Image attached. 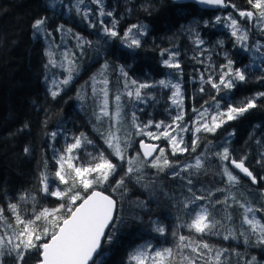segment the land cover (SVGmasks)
Returning a JSON list of instances; mask_svg holds the SVG:
<instances>
[{
    "label": "snow or ice",
    "instance_id": "6c2138e0",
    "mask_svg": "<svg viewBox=\"0 0 264 264\" xmlns=\"http://www.w3.org/2000/svg\"><path fill=\"white\" fill-rule=\"evenodd\" d=\"M196 2L213 8L231 7L233 12H227L223 16L217 15L213 20L205 21L204 26L207 28L220 25L228 29L236 47L242 48L245 52L260 53L261 57H264V44L259 39L249 43L250 34L264 37V0H245L249 10H241L232 0H196ZM61 3L62 0H52L46 6L56 8ZM89 3L96 5V9L90 8ZM62 6L69 12L74 11L82 22L92 28L96 27L91 19L95 12V15L101 18L99 24L106 36L119 38L128 49L141 47L139 37L144 36V27L132 25L121 35L116 30L115 19L111 21V26H106L108 21L103 18L113 17V11L106 9L104 0H74ZM244 21L246 24L242 23ZM31 27L36 35L52 36V32L48 30L47 16L36 18ZM55 31L74 35L77 47L81 51L84 44L91 46L90 41L83 40L81 36L73 33L71 28L65 29L63 24L58 25ZM188 32L197 36L194 43L202 54L203 39L194 28L190 27ZM217 43L223 44L222 41ZM166 51H162L161 55H165ZM45 55L48 57L45 66L56 67L57 62L51 58L52 54L46 52ZM61 56L63 58L61 63L66 62L69 66V75L62 79L60 84L67 86L72 79L71 72L77 65L73 62L70 52L64 51ZM177 56L178 53L169 52L162 64L167 69L175 70L176 75H182L183 70ZM224 56L226 63L218 67V80H214L211 76L205 79L201 74L200 91H205L203 85L206 83L216 91V95L211 97V111L204 105H201V109H193L196 116L192 120L191 127L185 123L182 88L179 82L171 80H159L153 84L140 82L130 78L123 68L119 70L123 77V88L115 93L112 101L114 110H110L109 80L106 75L109 64L106 61L98 76L94 75L90 78L95 104L94 128L106 148L110 150L111 156H115L121 163H114L104 150H97L94 139L83 132L71 137V142H67L62 149L54 150L57 167L54 171H50L47 161L44 162V170L38 177L39 183L35 194L25 189L17 194L14 201L6 200L7 191L0 196V264H28V260L32 258H35V264H99L96 257L100 254V250L105 246L120 243V225L124 221L117 212L118 201L112 195L97 189L105 188L107 185L121 198L128 192L126 183L128 180H134L147 189L156 182L155 180L150 183L144 182L147 175L145 170L149 168L155 170L154 175L157 178L161 173L174 180L179 178L183 181L181 187H186L189 195L174 204L178 211V223L172 231V236L175 238L174 246L154 248L151 243L137 245L129 250L123 264H231L227 255L229 253L237 257L235 264H264V261L258 260L255 255L250 259L246 258L249 248L264 247V207L259 206L254 199H249L247 195H244L242 201L232 192V189L241 184L242 177L239 174L247 177L253 185L264 180V175H260L258 179L246 166V161L249 160L246 152L238 159L234 158L235 150L230 147L229 138L235 136V132H227L219 145L208 140L204 144L206 152L195 156L194 164H182L179 159H170V156L178 157L185 153H195L201 146V134L215 136L224 125L245 117L251 110L264 108V103L260 102L264 100V91L257 92L252 97H245L238 103L225 100L222 106L217 96L221 93L227 95L238 84L247 83L249 80L248 72L235 67V62L227 53H224ZM256 78L258 81H264V68ZM157 84L162 89L171 90V104L178 109L172 116L171 122H154L150 119L140 123L136 111H133L130 123L135 131L119 135L127 115L124 111L127 104H144L148 99H153L145 90L154 88ZM49 91L52 99H56L59 95L58 90L49 89ZM122 97H127L125 103H122ZM205 103L210 102L205 101ZM27 127L28 125L25 124L24 128ZM260 127V125L255 126V128ZM151 128H155L156 131H150ZM185 133H191L190 146L185 140ZM49 135L55 140L58 133L53 131ZM135 136L147 137L150 141L166 140L167 147L146 143L144 139H140V151L129 157L128 149L132 146ZM252 140L258 145L256 164L264 169V140L256 138L255 131L249 134L245 145L247 146ZM88 147L91 148L90 151L86 150ZM24 153L30 154V149L25 147ZM202 157L220 161L217 174L221 176L220 184L223 186L193 189V180L190 176L204 169ZM228 165H231V168ZM122 168L123 174L116 179L119 174L118 169ZM231 169L238 170L239 174ZM259 191L260 196L264 198V189ZM217 193L222 195L218 196ZM38 196L52 197L58 203H45L38 199ZM234 206L242 209L238 232L232 227L234 216L231 209ZM138 207L147 208V205L140 202ZM258 213L261 214L259 217ZM180 228L186 229L189 235L180 234L178 231ZM151 230L159 236L166 235L165 227L155 221H151ZM211 237L222 238L224 241L242 240L245 250L241 253L232 245L217 246L210 242Z\"/></svg>",
    "mask_w": 264,
    "mask_h": 264
},
{
    "label": "trees",
    "instance_id": "16d2710c",
    "mask_svg": "<svg viewBox=\"0 0 264 264\" xmlns=\"http://www.w3.org/2000/svg\"><path fill=\"white\" fill-rule=\"evenodd\" d=\"M69 2L70 0H62V3ZM123 2L124 4L119 5L118 8L126 10V12L120 19L119 28L123 31L132 25L143 26L145 34L139 37L141 47L128 49L124 45L120 46L121 41L117 42V39L113 38L107 42L104 37L102 38L98 34L99 24L91 34L78 29L75 30L73 26L67 25L65 29L71 28L73 33L81 36L83 40L91 42V46L84 44L83 51H81L77 47L76 40L74 43L63 42L62 39L54 40L53 34L50 37L44 34L36 35L31 27L33 21L41 16H47L48 20L58 18L59 21L56 23L58 26L65 23L60 17L71 12H62L47 7L49 0H0V196H3L4 192L7 191L8 197L6 200L14 201L17 194L25 189L35 194L39 183L38 177L41 171L44 170L45 161H47L50 171L55 170L54 150L57 151V142L49 135L53 131L59 130L58 136H62V138L69 134L76 136L83 132L89 138L94 139L96 148H102L114 163H121L115 156H111L110 150L106 148L94 128L93 109L95 107H90L86 97L88 94L87 89L84 86L87 79L88 61L102 59V61L96 63V69L101 70L106 60H109L107 61L109 68L106 75L110 77L108 78L110 110H112L110 102L114 100L115 93L123 88V77L119 71L120 68H123L130 78L140 82L150 84L157 83L159 80L179 82L182 88L185 123H187L188 116L190 125L196 116L193 109H201V105H204L211 111V97L216 95V91L213 89L207 96L209 86L205 83L203 87L206 99L198 97V89L194 90L195 80H197L196 75L203 72L205 77L208 78L205 71L214 68L218 77V67L226 63L224 53H227L235 62V67L246 69L245 71L249 73V80L247 83L238 84L231 93L227 95L221 93L217 96L222 106H224L225 100L238 103L245 97H252L257 92L264 91V81H258L256 78L261 73V69L264 68V57L256 55L246 59L245 53L240 52L241 49L234 45V41H232L233 45L228 49H222L219 53L211 45L214 41L208 40V42L201 45V47L205 46L207 48V51L202 53L207 59L205 68L203 66L204 58L200 59L202 63H196L194 59H191L192 57H199L198 53L200 52L197 51L194 43L197 36L192 39L194 33L190 34L188 32L187 34L184 27L189 25L192 20L199 24L204 20L210 21L217 15L223 16L227 12H233L231 7L208 12L199 10L193 4L177 3L175 0H123ZM232 2L241 10H249L245 0H232ZM48 23L50 22L48 21ZM190 27L192 28L191 24L188 26L187 31ZM195 30L196 32L199 31L198 27ZM203 30H207L209 33L207 37L212 36L213 39L217 36L223 38L226 35H229L232 39L230 34H224L225 28L220 25L200 29V31ZM65 33L70 37H74L72 34ZM65 33H60V35L63 37ZM32 35L36 38H33ZM99 41L104 42L105 48L100 47L97 50L100 54L96 56L93 49L96 48L95 45ZM43 45L46 46L47 52L52 54L51 58L57 62L56 67L45 66L48 57H44ZM107 50H115L112 51L115 56H109L108 54L106 58H103ZM164 50L167 51L162 56L161 52ZM64 51L72 54L73 62L77 67L71 72V82L67 86H62V91L56 99H52L49 91L52 88L48 84L49 80L54 79L55 74L65 72L60 65V61L63 59L61 53ZM169 52L178 53L176 58L181 64L182 75H176L175 70L163 66L162 61L167 58ZM108 57H111V59ZM256 57L259 58L258 62L255 60ZM118 58H120L119 63L111 62ZM186 64L189 65L190 73H186L184 69ZM249 66L252 68L249 69ZM63 67L68 71L69 66L65 65ZM110 70L112 73L109 75ZM185 81L188 82L186 86L184 85ZM145 91L153 99H148L144 104H127L124 109L127 115L121 126V132L118 133L119 135L135 131L131 128L130 123L133 111H136L140 123L143 122V116L145 115H147V121L151 119L154 122L165 121L170 123L172 116L178 111L171 104L170 89H162L157 84L156 87ZM152 92L167 94V96L155 97L151 94ZM126 101L127 97H122V103ZM205 101L210 103L206 104ZM260 102L264 103V100ZM139 109H142V111H139ZM25 124L28 125L27 128H24ZM256 125L261 127L255 128ZM151 129L156 130L155 128ZM232 131L235 132V136L229 139L231 141L230 147L235 150L234 158L238 159L246 152L249 156L246 166L259 179L260 175H264V169L256 164L258 145L255 140H252L246 146L245 141L248 140L249 134L254 131L256 138L264 140V135H262L264 133V108L251 110L245 117L224 125L215 136L202 137L201 146L202 141L206 144L208 140H212L215 145H219L227 132ZM65 132H68V134H64ZM140 139L150 141L147 137L135 136L132 146L128 149L129 157L136 155V142ZM155 142L167 147L166 140ZM25 147L30 149V154L26 155L24 153ZM217 150L219 149L217 148ZM205 152L203 146L200 151L189 154L190 156H187L188 153L182 155L186 158L185 161L180 156H170V159H179L182 164H194V157ZM202 159H204V169L190 176L193 180V189L223 186L220 184L222 178L217 174L220 161L210 157H202ZM123 171V168L118 169L119 174L116 179L120 178ZM145 171L147 173L145 183L156 181L147 188L149 190L137 184L134 180L126 181L128 192L123 198L118 194H114L107 185H105V188L97 189L107 195H112L118 201L117 212L123 217L124 221L120 225V243L103 247L96 257L99 264H123L129 250L137 245L151 243L154 248L174 246L175 238L172 236V231L178 223V211L174 204L184 199L189 193L186 187H181L183 181L179 178L174 180L164 173H161L157 178L154 175V169L149 168ZM182 175L188 174L182 173ZM53 182L58 183V181ZM132 188L133 195L130 192ZM261 189H264V180H261L255 186L250 185L247 181H241V184L232 189V192L242 201L244 195H247L249 199H254L259 206L264 207V198L260 196L259 191ZM146 191H149L150 196ZM217 195L222 194L217 193ZM38 199L49 204L58 203L52 197L38 196ZM140 202L145 203L147 208L138 207ZM231 212L234 216L232 227L238 232L242 209L234 206ZM260 215L257 214L258 217ZM151 221L163 225L166 229V235L159 236L154 233L151 230ZM178 231L180 234L189 235L184 228H180ZM210 242L217 246H235L241 253L245 250L242 240L224 241L222 238L211 237ZM247 251V259L255 255L258 260L264 261V247H251ZM227 255L231 264H235L237 257L232 256L230 253ZM28 264H35V258L29 259Z\"/></svg>",
    "mask_w": 264,
    "mask_h": 264
},
{
    "label": "rangeland",
    "instance_id": "374dc122",
    "mask_svg": "<svg viewBox=\"0 0 264 264\" xmlns=\"http://www.w3.org/2000/svg\"><path fill=\"white\" fill-rule=\"evenodd\" d=\"M116 1H117V3H116ZM52 2V0H49V4ZM70 2H74V0H70ZM69 2V3H70ZM63 4H65V3H61V4H58L57 5V7L56 8H51V9H55V10H60V11H62V12H68V9L67 8H65V7H63L62 5ZM104 4H105V7H106V9L107 10H110V11H113V17H104L103 19H105L106 21H108V24L106 25V26H111V21L113 20V19H115L116 21H117V26H116V30L122 35L123 34V32L124 31H126L127 29H125V30H121L120 28H119V23H120V19H121V17L124 15V13L126 12V10H122L121 8H118L119 7V5H122V4H124V2H123V0H121V1H118V0H104ZM89 7L90 8H92L93 10H95L96 9V5H92V4H90L89 3ZM50 12V11H49ZM51 12H53L52 10H51ZM58 16V15H57ZM59 17V16H58ZM62 20H64L65 21V23H62L64 26H65V28H67V25H69V26H73L74 28H75V30L76 29H78V30H81V31H83V32H85V33H87V34H91V33H93L94 31H95V28H92V27H89V25L87 24V23H85V22H82V20L79 18V17H77L76 15H75V13H74V11L73 12H71L70 14H67L66 16H63V17H60ZM238 18V17H237ZM91 19L93 20V22L96 24V26H97V24H99V20L101 19L100 17H98L97 15H95V12H94V14H93V16L91 17ZM62 20H60V21H62ZM213 20V19H212ZM50 23H48V30L49 31H51L52 32V34H53V38H54V40H57V39H62V41L63 42H72V43H74L75 42V38L74 37H70V36H68L66 33L63 35V37L60 35V32H56L55 31V29H56V27H57V25H56V23L59 21V19L58 18H55V19H50V20H48ZM205 21H207V20H204L203 22H199V24H196L197 22H195L194 20H192L190 23H189V25L191 24L192 25V28H196V27H198V29H199V31H197L199 34H200V38L201 39H203V41H204V43H206V42H208V40L209 41H214V43H212L211 45H212V47H214V49H215V51H217V53H219V51H221L222 49H224V48H227L228 49V47H230L231 45H233V38L231 39L230 37H229V35H226V37H223V38H220L219 36H217L216 38H212V36H209V37H207L208 35H209V33L207 32V30H203V31H200V29L202 30L203 28H205V29H207L205 26H204V22ZM211 21V20H210ZM242 23H245L246 24V21H244V22H242ZM100 25V24H99ZM189 25H187V26H185L184 27V30H185V32L188 34V31H187V28H188V26ZM211 27V26H210ZM225 33H228L229 34V31H228V29H225V32H224V34ZM98 34H99V36L100 37H104L105 39H106V41L107 42H109L110 41V37H108V36H106L104 33H103V31H102V29H101V27H100V30H99V32H98ZM32 37L33 38H36L34 35H32ZM194 37H196V35L194 34L193 35V37H192V39L194 38ZM261 38V39H260ZM117 39V42H120L121 40L119 39V38H116ZM257 39H259L262 43H264V39H263V37H260L259 35H252V34H250V44L252 43V42H254L255 40H257ZM86 41V40H85ZM217 41H222L223 42V44L221 45V44H218L217 43ZM96 48H94L93 49V52H94V54L97 56V55H99L100 54V52L99 51H97L100 47H102V49H104L105 48V45H104V42H102V41H99L96 45ZM196 47V46H195ZM202 49H204V52H206L207 51V48L204 46V47H201ZM241 49V51L240 52H242V53H245V58L246 59H249L250 57H253V56H256V55H259L260 56V53H256V52H254V51H248V52H245L242 48H240ZM63 50H68V49H63ZM112 51H115V50H107V52L103 55V58H106V56L109 54V56H115V53L114 52H112ZM198 51V50H197ZM47 52V50H46V46L45 45H43V53H44V57L46 58V55H45V53ZM199 52V51H198ZM198 55H199V57H197L196 59H194L193 57L191 58V59H194L195 60V62L196 63H199V61H200V59H203V66H204V68H205V66H206V62H207V59L205 58V55L204 54H201V53H198ZM108 58H110L111 59V57H108ZM257 62L259 61V58L258 57H256V59H255ZM62 61V60H61ZM61 61H60V65H61V67L63 68V71H65V72H59V73H57V74H55L54 75V79H51V80H49V87H51L53 90H58L59 91V93L62 91V86H64V85H61L60 84V81L62 80V79H65V78H67V76L69 75V71H67L63 66H68L67 65V63L65 62V63H61ZM99 61H102V59H93L92 61H88L87 62V73H86V77H87V79L85 80V83H84V86L86 87V89H87V98H88V103H89V105H90V107H92V108H94L95 107V104H94V100H93V98H92V88H91V84H92V81H91V77H93L94 75H97L98 76V74H99V69L97 70L96 69V63L97 62H99ZM106 61H109V60H106ZM111 61V60H110ZM119 61H120V58H118V59H115V61H111V62H113V63H115V62H117V63H119ZM189 65L188 64H186L185 65V67H184V69H185V71H186V73H190V69H189V67H188ZM252 67L251 66H249V69H251ZM246 70V69H245ZM49 73V72H48ZM112 72H111V70H110V72H109V75L111 74ZM201 74H203V72H199L196 76H197V80H195V83H196V86H195V88H194V90L195 89H198V97H202V98H204V99H206L205 97H204V92L203 93H201V91H199V88L201 87V80H200V77H201ZM205 74L209 77V76H211L212 78H214V80H218V77L216 76V69H214V68H212L211 70H206L205 71ZM204 75V74H203ZM187 77H190V76H187ZM204 77H205V75H204ZM108 78H110L109 76H108ZM205 79H207L206 77H205ZM71 82V81H70ZM184 85L186 86V85H188V82L187 81H185L184 82ZM209 86V88H208V93H207V96L211 93V91L213 90L212 88H211V86L210 85H208ZM186 89V88H185ZM153 96H155V97H161V96H167V94H163V93H158V92H156V93H154V92H152L151 93ZM111 103V106H112V110H114V104L112 103V102H110ZM188 121H189V117L187 116V125L189 126V127H191V125L188 123ZM145 122H147V115H145V116H143V122L142 123H145ZM150 131H156V130H154V129H151ZM55 132H59V130H57V131H55ZM64 134H68V132H65ZM74 135H71V134H69V135H67V136H64L65 138L66 137H68L69 139L68 140H66L65 138H62V136L60 137V136H58L57 135V138L55 139V141L57 142V144H56V147H57V151L58 150H60V149H62L63 148V146L67 143V142H71L70 141V138L71 137H73ZM205 135L203 134L202 135V137H204ZM50 138H51V136H50ZM190 138H191V133H185V140L189 143V146H190ZM146 141V140H145ZM147 142H150V143H156L155 141H147ZM156 144H158V143H156ZM203 146H204V142L202 141V146H200L199 148H197V150H196V152L197 151H200L201 150V147L203 148ZM86 150H88V151H90L91 150V148L90 147H88ZM97 150H102V148H98ZM82 151H84V150H82ZM156 154V153H155ZM154 154V155H155ZM189 154H192V153H188V155L187 156H190ZM180 157H182L183 159H184V161L186 160V158H184L182 155L180 156ZM253 159H254V157H253ZM193 161H194V163H195V159H193ZM57 166H55V168H56ZM244 180H242V182H243ZM245 182V181H244ZM133 188L131 189V191L130 192H132V195H133ZM147 190H149V189H147ZM138 192V191H137ZM146 192H148V195L150 196V194H149V191H146ZM142 198H144L143 196H142Z\"/></svg>",
    "mask_w": 264,
    "mask_h": 264
},
{
    "label": "water",
    "instance_id": "95a60500",
    "mask_svg": "<svg viewBox=\"0 0 264 264\" xmlns=\"http://www.w3.org/2000/svg\"><path fill=\"white\" fill-rule=\"evenodd\" d=\"M175 1L178 2V3H190V4H193L194 6L198 7L201 10L214 11V10H217V9H221V8H213V7H209V6L200 5V4H198L196 2V0H175ZM137 149H138V152H139L140 151L139 143H138ZM141 155H142V152H141ZM228 167L231 168V165H228ZM231 170L234 173L239 174L238 170H235V169H231ZM239 175H241L242 180L247 181L252 186H255V185L251 184V181L247 177H243L242 174H239Z\"/></svg>",
    "mask_w": 264,
    "mask_h": 264
},
{
    "label": "flooded vegetation",
    "instance_id": "af4514ba",
    "mask_svg": "<svg viewBox=\"0 0 264 264\" xmlns=\"http://www.w3.org/2000/svg\"><path fill=\"white\" fill-rule=\"evenodd\" d=\"M119 45L121 46V45H124V44H119Z\"/></svg>",
    "mask_w": 264,
    "mask_h": 264
}]
</instances>
